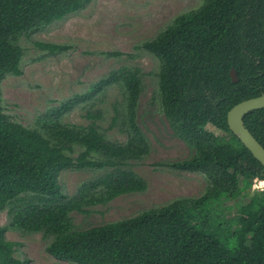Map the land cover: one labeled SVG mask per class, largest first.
<instances>
[{"label": "trees", "instance_id": "1", "mask_svg": "<svg viewBox=\"0 0 264 264\" xmlns=\"http://www.w3.org/2000/svg\"><path fill=\"white\" fill-rule=\"evenodd\" d=\"M91 2L0 0V211L8 208L10 216L7 225H0V264H32L15 256L22 243L6 237L10 230L42 232L50 238L47 251L73 264H264V188L255 191L257 200L247 206L253 181L264 180V166L227 120L234 105L264 94V0H202L137 46L158 58L161 111L192 150L190 157L166 165L204 173V192L78 229L74 212L87 214L92 207L148 188L130 167L151 150L136 120L141 70L122 67L95 87L122 78L128 121L124 143L108 138L96 121H62L82 96L54 108L36 126L24 125L5 111L1 83L23 73L22 38ZM37 44L51 54L67 49ZM114 54L119 53H106ZM244 121L264 146V108L248 113ZM68 169L106 172L69 196L60 183V174Z\"/></svg>", "mask_w": 264, "mask_h": 264}, {"label": "rangeland", "instance_id": "2", "mask_svg": "<svg viewBox=\"0 0 264 264\" xmlns=\"http://www.w3.org/2000/svg\"><path fill=\"white\" fill-rule=\"evenodd\" d=\"M202 0H92L84 9L67 15L30 38L19 42L25 55L20 76H7L1 83L5 111L12 119L34 127L54 108L78 96L84 97L62 116L70 124L88 125L93 121L105 135L124 143L127 119L124 113L122 78L111 85H99L114 71L125 67L142 73L143 92L137 108V124L147 137L151 150L130 167L148 183L144 192L121 195L87 214L74 212L78 229L128 218L144 210L165 205L179 197H197L207 186L202 172H190L166 165L192 155L190 147L170 127L161 111L158 95L160 62L150 51L137 48L154 38L180 13L199 7ZM37 43L66 45L51 54ZM107 52L119 53L106 55ZM208 129L221 134L216 127ZM106 170L68 169L60 174L64 193L75 195L79 187L102 176ZM264 180L253 181L247 206L257 200ZM244 201H248V198ZM10 221L8 208L0 211V225ZM9 240L21 242L15 256L29 258L32 264H73L55 258L47 251L50 238L39 233L6 232Z\"/></svg>", "mask_w": 264, "mask_h": 264}, {"label": "water", "instance_id": "3", "mask_svg": "<svg viewBox=\"0 0 264 264\" xmlns=\"http://www.w3.org/2000/svg\"><path fill=\"white\" fill-rule=\"evenodd\" d=\"M234 82H237L238 75L235 68L231 70ZM264 108V94L243 100L234 105L227 114V120L231 131L239 137L241 142L251 151L253 156L264 166V146L246 127L244 117L257 109Z\"/></svg>", "mask_w": 264, "mask_h": 264}, {"label": "built area", "instance_id": "4", "mask_svg": "<svg viewBox=\"0 0 264 264\" xmlns=\"http://www.w3.org/2000/svg\"><path fill=\"white\" fill-rule=\"evenodd\" d=\"M263 188H264V187H263ZM263 188H262V189H263Z\"/></svg>", "mask_w": 264, "mask_h": 264}]
</instances>
